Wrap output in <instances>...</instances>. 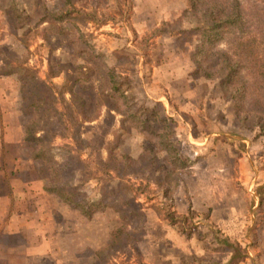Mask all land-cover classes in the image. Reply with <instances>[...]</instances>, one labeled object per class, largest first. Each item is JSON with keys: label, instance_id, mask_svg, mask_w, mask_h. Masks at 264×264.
Returning a JSON list of instances; mask_svg holds the SVG:
<instances>
[{"label": "rangeland", "instance_id": "obj_1", "mask_svg": "<svg viewBox=\"0 0 264 264\" xmlns=\"http://www.w3.org/2000/svg\"><path fill=\"white\" fill-rule=\"evenodd\" d=\"M70 1L86 12H96L95 21L75 15L70 23L65 25L71 31L76 30L86 36L96 52L94 58H98L94 60V80L86 85L85 90L93 93L108 90L110 81L107 68H114L119 74L128 77L136 108H160L161 112L172 120L175 145L191 162L189 169L181 176L180 185L174 194L175 210L188 205L191 201V189L194 192L196 188L200 189L198 193L201 194L205 193L206 189L211 190L212 186L218 196H221L220 193L230 194L231 199L238 202L237 205L245 203L248 205V214L254 216L251 215V225H246V237L249 236L250 240H231L230 244L244 252L238 261L244 264H264V230L260 231L264 228V207L252 209L257 197L264 203V136L259 134L258 129L242 128L233 114L231 103L214 89L213 84L195 74L193 54L197 37L191 32L177 34L176 31L189 28L183 18L189 7L188 1ZM19 2L15 4L16 0H2L3 21L11 42L0 49L2 58L10 62L16 61L15 66L18 65L17 59L29 58L26 71L33 70L41 78L48 77L50 68L59 70L63 63L62 58H67L68 63L71 58H85L79 53H74L73 46L77 42L70 38L72 33L55 36L48 32L49 41H45L44 33L39 30L47 24L32 31V35L25 36L27 29L24 30L20 24L28 23L18 22L17 5L20 6L19 9L25 8L28 14L33 16L42 9L45 2L46 5L55 7L51 9L55 11L61 0L51 3L50 0ZM36 21L35 18L32 21L33 28ZM54 26L56 29L59 28L56 26L63 25L55 23ZM224 48L222 44L217 49ZM64 66L67 64L64 63ZM53 80L62 82L63 76ZM22 113L28 123L32 119L31 111L25 110L22 105ZM78 129L87 145L89 142L92 146L96 143L94 146L98 148L103 145L104 138L107 137V141L112 143L116 141V135L120 134L117 147L120 146L116 155L127 152L136 157L143 148L144 138L134 130L131 135L127 134L128 131L120 130L121 116L113 111L109 112L107 108L101 110L99 119L86 123L82 130ZM70 133L73 131L68 132ZM68 141L69 144L73 143L70 139ZM65 142L57 140L58 144ZM74 148L77 149L76 146ZM29 153V149L22 148L21 155L27 162H24L22 170L25 179H33L36 175V165L29 161ZM89 154L90 150L80 147V152L71 157L70 167L64 172L59 184L64 189V185H69V196L74 202L85 201L87 197L93 200L100 198L99 193L106 183L101 187L96 179L97 174L103 176L104 181H108L107 186L116 190L114 187L118 181L99 174V166H96L95 160L89 157ZM78 155L81 156V162L77 160ZM164 166L162 174L169 173L171 167L166 163ZM130 179L136 182V189L142 190L136 203L146 214L145 230L137 235L131 244L116 251L114 248L105 250L112 231L119 225L116 211L100 212L92 220H88L69 206H64L57 198H47L39 200V206H43L45 210L42 218L46 217V221L52 224L46 234L54 246L52 253L22 258L13 255L5 260V264H14L13 261L17 262L16 264H106L105 258L111 260L109 264H194L195 261L197 264L204 260L209 264H223L231 258L233 250L229 247L228 249L222 246L223 250L211 248L219 247L217 243L207 247L206 244L213 242L211 236L207 238L208 242L203 241L204 245L201 241L203 238L199 239L202 234L200 229L189 239L164 227L163 215L169 207L158 192L153 179L147 174L132 175ZM140 182L148 186L139 187ZM71 188L76 190V193L71 191ZM115 199H119V194ZM164 203L165 207L160 211V206ZM72 204L70 206L74 207ZM203 218L204 214L197 216L194 221L203 222ZM135 224L132 221L131 227ZM202 229L205 230L204 224ZM28 235L32 236L28 243H34L38 236L35 232H29ZM26 242L21 241L20 237L17 242L2 239L0 252L5 250L7 256L10 244H15L18 249L24 243L28 245ZM206 247L211 250L207 251ZM251 252L254 255L250 256ZM93 255H97L94 261L91 260Z\"/></svg>", "mask_w": 264, "mask_h": 264}, {"label": "trees", "instance_id": "obj_2", "mask_svg": "<svg viewBox=\"0 0 264 264\" xmlns=\"http://www.w3.org/2000/svg\"><path fill=\"white\" fill-rule=\"evenodd\" d=\"M19 1L16 0L15 4H19ZM187 1L189 7L183 18L189 28L176 31L177 34L191 32L197 37L193 54L195 74L213 84L214 89L231 103L233 114L242 128L258 129L259 134L264 136V0ZM46 3L33 16L25 8L16 6L18 22L28 23L21 25L19 22L24 30L27 29L25 36L32 35V31L46 24L39 30L44 33L45 41H49L48 32L55 36L72 33L70 38L77 42L73 46L74 53L85 58H71L70 63L66 61L67 58H62V66L59 70L50 68L47 78H41L33 70L26 71L29 58L17 59V66L11 62L7 65L16 76L23 107L32 113V119L25 126V147L30 151L29 161L36 165L35 177L42 181L45 192L54 195L64 206L74 209L85 219L92 220L100 212L116 211L119 225L112 231L105 250L114 248L116 251L131 244L145 230L146 214L136 203L142 190L136 189V182L130 179L132 175L147 174L152 178L158 192L168 203L169 208L163 215L168 225L179 234L188 237L194 235L198 230L194 221L197 215L191 211L181 215L175 210L174 194L191 162L175 145L172 120L158 107L136 108L128 77L114 68H107L110 81L108 90L97 93L86 91V85L94 80V60L98 58H94L96 52L86 36L79 31H71L65 25L75 15L95 21L96 12L79 9L70 0H61L55 11L51 10L55 7ZM34 18L37 21L33 28L31 24ZM55 23L63 26H56L59 28L55 29ZM63 30L69 31L66 33ZM222 44L225 48L218 50ZM59 76H63V81L54 82L53 79ZM103 108L121 116L120 130L128 131V135L134 130L144 138L143 148L136 157L127 152L116 155L120 134L112 143L107 141V137L104 138L100 148L94 146L96 143L92 146L91 142L89 145L84 142L78 128L82 130L86 123L99 119ZM70 131L73 133L68 134ZM58 139L66 141L65 144H58ZM68 139L73 143L69 144ZM80 147L91 151L89 157L99 166V174L118 181L117 187H114L116 190L107 186L108 181L97 174L96 179L101 187L106 183L99 193L100 198L93 200L87 197L85 201L74 202L69 196V185H64L65 189L59 186L64 172L70 167L71 157L80 152ZM78 156L77 160L81 162V156ZM165 163L171 170L162 174ZM143 186L146 188L148 184L140 182L139 187ZM71 191L76 193L72 188ZM117 194L118 200L115 199ZM71 203L74 207L70 206ZM160 207L161 211L165 203ZM132 221L136 223L134 227H131ZM229 248L233 250L229 260L232 263L241 257V252L231 244ZM96 258L97 255H93L91 260ZM104 260L106 264L111 262L107 258Z\"/></svg>", "mask_w": 264, "mask_h": 264}, {"label": "crops", "instance_id": "obj_3", "mask_svg": "<svg viewBox=\"0 0 264 264\" xmlns=\"http://www.w3.org/2000/svg\"><path fill=\"white\" fill-rule=\"evenodd\" d=\"M3 17L4 6L0 0V49L11 44L6 34L7 27ZM9 63L10 60L2 58L0 55V240L9 239L10 242H17L18 237H20L21 241L26 240L28 245L24 243L21 248L17 249L15 244H10L7 256L5 250L0 252V264H5V260L13 255L21 256V258L49 255L54 249L51 238L46 237L52 224L46 221V217L42 218L45 210L43 206H39V200L54 199L55 196L44 191L40 179L36 177L25 179L22 175L26 159L22 157L21 151L25 147L27 122L22 113V96L16 83V76L12 74L13 71L10 67H7ZM11 63L16 64V61ZM212 188L215 187L212 186ZM212 188L211 190L206 189L205 193L201 194L198 193L200 189L196 188L195 192L191 189V201L188 202V205L182 206L181 209L177 208V212L185 215L191 211L198 217L204 214V221L196 222L195 225L202 231H200L202 234L199 238L200 240L203 238L202 242L206 240L208 242L207 238L211 236L213 242L206 244L207 247L217 243L219 247L213 246L211 248L223 250L224 247H229L231 240L239 241L246 238L250 240L249 236L246 237L248 235L246 225L252 223V214H248V205L245 203L237 205L238 202L232 200L230 194L223 193L222 195L220 193L221 196H218ZM261 202L257 197L252 209L263 208L264 203L262 200ZM252 217L254 216L252 215ZM163 222L164 227L176 233L169 227L166 220ZM200 223L202 224L200 225ZM203 224L205 230L202 229ZM263 230L264 228L260 229V231ZM29 232H35L38 235L34 243H28V239H32V236L28 235ZM192 236H187V238L191 239ZM258 240L260 241V238ZM239 252H241V257L235 260L237 263L235 261L229 263V258L223 264H244L242 261H238L244 252L242 250ZM249 255L254 254L251 252ZM13 263L16 264L17 262L13 261ZM197 264H209V262L204 260Z\"/></svg>", "mask_w": 264, "mask_h": 264}]
</instances>
